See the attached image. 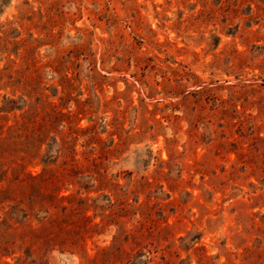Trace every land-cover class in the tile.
<instances>
[{"label":"rangeland","instance_id":"rangeland-1","mask_svg":"<svg viewBox=\"0 0 264 264\" xmlns=\"http://www.w3.org/2000/svg\"><path fill=\"white\" fill-rule=\"evenodd\" d=\"M0 264H264V0H0Z\"/></svg>","mask_w":264,"mask_h":264}]
</instances>
